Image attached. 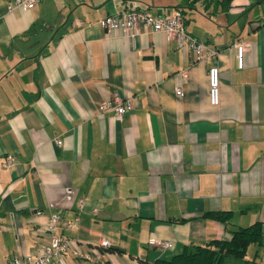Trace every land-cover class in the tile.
Returning <instances> with one entry per match:
<instances>
[{
  "label": "crops",
  "instance_id": "0c3cea01",
  "mask_svg": "<svg viewBox=\"0 0 264 264\" xmlns=\"http://www.w3.org/2000/svg\"><path fill=\"white\" fill-rule=\"evenodd\" d=\"M8 1L0 0V264L48 242L51 211L83 253L101 236L110 245L98 259L68 248L49 264H141L264 222V0H37L10 10ZM128 7L179 8L185 30L214 56L196 60L162 30L100 25ZM237 40L247 42L241 65ZM210 64L219 69L216 104ZM113 92L131 102L121 118L95 109ZM216 210L230 211L227 221L205 215ZM150 237L173 244L161 249ZM245 258L264 264V223Z\"/></svg>",
  "mask_w": 264,
  "mask_h": 264
},
{
  "label": "built area",
  "instance_id": "2783aa9c",
  "mask_svg": "<svg viewBox=\"0 0 264 264\" xmlns=\"http://www.w3.org/2000/svg\"><path fill=\"white\" fill-rule=\"evenodd\" d=\"M37 0H9L6 3L7 9L13 8H30ZM100 25L105 30L121 28L130 35H133L138 27L144 30H162L166 38L175 40L176 46L190 51L196 60L204 57L214 56L215 48L209 46L206 42L198 37L190 34L185 30V23L182 13L179 8L167 9L164 13L152 14L143 8H123L115 12L105 13L99 19ZM247 46V42L237 40L233 43L235 49V57L238 65H241L242 52ZM261 47L264 55V21L261 24ZM181 73H184L181 70ZM207 94L208 102L216 104L219 99V69L215 64H210L207 68ZM176 94H180V87L174 88ZM112 101L103 99L96 104L95 109L98 112L111 110L115 117L121 118L125 111L131 106L130 99H124L117 93H112ZM57 140V139H56ZM58 141V140H57ZM13 159L7 156L5 163L11 165ZM80 207V204H78ZM77 217H74L75 220ZM60 215L58 211H51L45 225V230L49 235V240L46 244L37 251L34 256L25 253H18L12 257H8L6 264H49L52 257H60L63 251L72 248L75 254L81 255L87 259H98L100 251L106 249L110 245L109 239L100 237L97 245L93 246L90 252L83 253L79 248L78 243L72 237L63 235L58 230ZM73 224L72 221L67 222V227ZM150 244H153L161 249L170 248L173 244L170 238L150 237Z\"/></svg>",
  "mask_w": 264,
  "mask_h": 264
},
{
  "label": "trees",
  "instance_id": "16d2710c",
  "mask_svg": "<svg viewBox=\"0 0 264 264\" xmlns=\"http://www.w3.org/2000/svg\"><path fill=\"white\" fill-rule=\"evenodd\" d=\"M228 1V0H227ZM230 211H208L206 216L227 221ZM263 221L238 226L231 230L228 239H210L205 244H196L183 248L167 258H156L152 261L140 259L141 264H254L253 258H245L251 244H261ZM108 248V247H107Z\"/></svg>",
  "mask_w": 264,
  "mask_h": 264
}]
</instances>
